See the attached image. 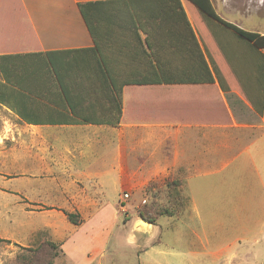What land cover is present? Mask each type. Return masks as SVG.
Masks as SVG:
<instances>
[{"label": "crops", "instance_id": "1", "mask_svg": "<svg viewBox=\"0 0 264 264\" xmlns=\"http://www.w3.org/2000/svg\"><path fill=\"white\" fill-rule=\"evenodd\" d=\"M240 1L210 0L238 27L239 16L264 14V0ZM247 24L264 34V19ZM236 35L189 0H0V106L13 118L10 139L53 136L47 166L26 174L56 182L25 186L40 208L30 212L47 218L8 238L53 242L51 264H101L122 213L149 238L162 217L168 228L181 219L230 223L235 239L263 232L264 47L240 54ZM113 175L112 186L125 189L111 203L98 178ZM165 179L180 181L178 198L141 227L132 207L142 209L149 184ZM122 237L141 249L134 234Z\"/></svg>", "mask_w": 264, "mask_h": 264}, {"label": "rangeland", "instance_id": "2", "mask_svg": "<svg viewBox=\"0 0 264 264\" xmlns=\"http://www.w3.org/2000/svg\"><path fill=\"white\" fill-rule=\"evenodd\" d=\"M240 2L244 3V7L248 3L247 0ZM226 7L228 9L229 5ZM217 11L220 15L223 13ZM263 15L260 10L258 14L249 16V20H243L239 16V21L242 24L240 27L250 31L247 23L257 26L263 22ZM236 36L240 42H244L239 45V53L253 54L252 48L254 47L248 41ZM11 119L13 118L10 117L9 112L0 106V237L6 240L0 241V264H51L50 258L45 253L37 251L31 257L32 253L27 249V245L31 243V236L27 241H22L26 245L17 243L8 237L22 238L26 231L25 227L28 230L41 226L46 221V215L30 212V210H39L40 208L29 204L30 202L24 196V190L25 186L29 184H34L37 188L42 182L45 184L44 187L52 186L51 180L48 181L47 178L38 175L28 176L26 173L38 171L41 165L47 166L45 162L50 159V156L46 154H49L48 147L54 146V139L53 136H45L42 142L37 139L35 141L26 139L22 143L20 135L16 140H12L10 139ZM29 142L33 143L31 149H27ZM8 150L10 151L8 152ZM44 157L45 159L42 160ZM55 178L57 181L61 180L60 176L56 175ZM116 178V175L98 178L104 185L103 199L111 203L116 202L119 196L122 197V192L125 189V185L121 183L112 186V180H116ZM82 179L88 185V180L85 177ZM169 182L171 180H159L152 185L148 194L143 196L139 193L138 197L141 198L142 195L147 199L148 204L155 202L159 205L158 209L164 208L166 207L164 201L170 197L166 187ZM149 186L151 185L149 184ZM133 198L134 196L129 195L126 201L133 200ZM108 207H104V209H111ZM121 216L122 218L110 226L111 236L107 240L105 256L101 259V264H264V231L258 234H246L244 238L235 239L233 238L235 233L232 232L233 224L230 223H196L181 219L183 222L176 220L171 224V228H168L166 217H162L158 226H155L154 234L156 235L151 239L149 234L142 235L139 231L131 230L130 225L123 221L126 218V213H122ZM138 223L140 222L138 221ZM144 226L148 227V224L145 223ZM121 234L126 237L134 234L136 238H140L141 249L138 250ZM80 235H83L84 239L87 237L82 232L76 237L77 240H80L78 238ZM37 243L39 242L37 241ZM146 247L148 248L145 253L143 248ZM96 262L97 260L92 264H96Z\"/></svg>", "mask_w": 264, "mask_h": 264}, {"label": "trees", "instance_id": "3", "mask_svg": "<svg viewBox=\"0 0 264 264\" xmlns=\"http://www.w3.org/2000/svg\"><path fill=\"white\" fill-rule=\"evenodd\" d=\"M189 1L192 2L200 11H202L209 18H211V19L217 21L218 23L222 24L223 26L229 28L235 34H237L240 38L248 41L254 48L258 49V48L264 47V34H260L258 32L248 31V30L242 29V28L236 26L235 24L222 19L214 11V8H213L210 0H189ZM80 8H81L82 14L85 16V12L83 11L81 6H80ZM5 79H6V76H5ZM209 81H212V79H210ZM178 181L179 180L175 179V180H171V182L166 184L168 194L170 195L169 198H171V199H177L178 198V191L176 188L178 186ZM176 182H177V185H175ZM154 183H151L150 184L151 186L148 187L150 190L152 189L151 187ZM179 184H180V181H179ZM158 207H159V205L156 204L155 202H150L149 204L148 203L145 204L144 207L139 210V213L142 216V218L153 223V222H155V219L158 217V215L166 213V211H167L166 207L160 208V209H158ZM148 211H152V213H150L151 215L145 213ZM66 216H67L68 220L71 221L72 223L76 224L79 221L78 215L76 213L66 212ZM0 241H6V240L0 237ZM54 248H56V246L53 242H51L49 240H42L39 243H37V245H35L33 247L30 246L27 249H28V251H30L32 253L31 257L35 253H37V251H39L40 253H45L46 256L51 259L52 255L54 254L53 253Z\"/></svg>", "mask_w": 264, "mask_h": 264}, {"label": "water", "instance_id": "4", "mask_svg": "<svg viewBox=\"0 0 264 264\" xmlns=\"http://www.w3.org/2000/svg\"><path fill=\"white\" fill-rule=\"evenodd\" d=\"M140 222L147 223V224L149 223L148 221L144 220L143 218L141 219Z\"/></svg>", "mask_w": 264, "mask_h": 264}, {"label": "built area", "instance_id": "5", "mask_svg": "<svg viewBox=\"0 0 264 264\" xmlns=\"http://www.w3.org/2000/svg\"><path fill=\"white\" fill-rule=\"evenodd\" d=\"M128 197V194L127 193H124L123 194V198H127Z\"/></svg>", "mask_w": 264, "mask_h": 264}, {"label": "bare ground", "instance_id": "6", "mask_svg": "<svg viewBox=\"0 0 264 264\" xmlns=\"http://www.w3.org/2000/svg\"><path fill=\"white\" fill-rule=\"evenodd\" d=\"M145 223H141V226H144Z\"/></svg>", "mask_w": 264, "mask_h": 264}]
</instances>
